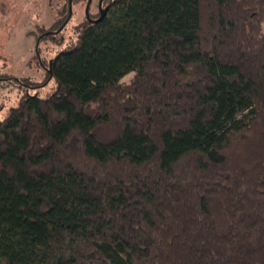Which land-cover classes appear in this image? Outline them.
Listing matches in <instances>:
<instances>
[{"label": "trees", "instance_id": "1", "mask_svg": "<svg viewBox=\"0 0 264 264\" xmlns=\"http://www.w3.org/2000/svg\"><path fill=\"white\" fill-rule=\"evenodd\" d=\"M108 3L0 120V264H264V0Z\"/></svg>", "mask_w": 264, "mask_h": 264}, {"label": "rangeland", "instance_id": "2", "mask_svg": "<svg viewBox=\"0 0 264 264\" xmlns=\"http://www.w3.org/2000/svg\"><path fill=\"white\" fill-rule=\"evenodd\" d=\"M67 0H0V120L27 94L49 97L57 89L50 74L52 62L62 50L77 42L87 0L76 2V17L64 38L42 40L38 32L50 29L58 21ZM36 36V37H35ZM39 49L40 57L37 50ZM50 69V70H49ZM134 74L125 76L128 85Z\"/></svg>", "mask_w": 264, "mask_h": 264}, {"label": "flooded vegetation", "instance_id": "3", "mask_svg": "<svg viewBox=\"0 0 264 264\" xmlns=\"http://www.w3.org/2000/svg\"><path fill=\"white\" fill-rule=\"evenodd\" d=\"M88 1L83 8V16L81 18V24L90 23L94 24L93 21L100 18L102 13L105 14L108 11L109 3L108 0H92L88 6ZM76 2L74 0H68L67 10L65 8L60 9L58 14V21L55 22V26L50 29L40 30L36 38L42 40L50 38L51 40H57V38H64L66 30L69 28V25L76 17ZM78 26V24H77ZM38 57H40L39 49L37 50ZM50 70V69H49ZM51 72V70L49 71Z\"/></svg>", "mask_w": 264, "mask_h": 264}, {"label": "water", "instance_id": "4", "mask_svg": "<svg viewBox=\"0 0 264 264\" xmlns=\"http://www.w3.org/2000/svg\"><path fill=\"white\" fill-rule=\"evenodd\" d=\"M91 1H92V0H89V1H88V6L90 5ZM104 15H105V13L103 12L102 15L100 16V18H98L97 20H95V21H93V22H94V23L99 22L100 20L103 19Z\"/></svg>", "mask_w": 264, "mask_h": 264}]
</instances>
